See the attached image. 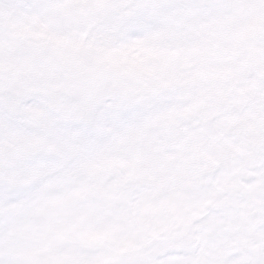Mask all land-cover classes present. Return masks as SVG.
<instances>
[{
    "label": "rangeland",
    "instance_id": "374dc122",
    "mask_svg": "<svg viewBox=\"0 0 264 264\" xmlns=\"http://www.w3.org/2000/svg\"><path fill=\"white\" fill-rule=\"evenodd\" d=\"M0 264H264V0H0Z\"/></svg>",
    "mask_w": 264,
    "mask_h": 264
}]
</instances>
